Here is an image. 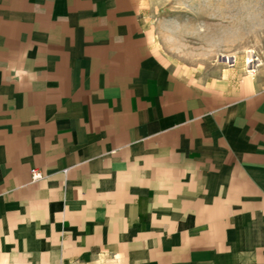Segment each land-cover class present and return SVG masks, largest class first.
<instances>
[{
	"label": "crops",
	"instance_id": "0c3cea01",
	"mask_svg": "<svg viewBox=\"0 0 264 264\" xmlns=\"http://www.w3.org/2000/svg\"><path fill=\"white\" fill-rule=\"evenodd\" d=\"M0 264H264V74L175 68L141 0H0Z\"/></svg>",
	"mask_w": 264,
	"mask_h": 264
},
{
	"label": "rangeland",
	"instance_id": "374dc122",
	"mask_svg": "<svg viewBox=\"0 0 264 264\" xmlns=\"http://www.w3.org/2000/svg\"><path fill=\"white\" fill-rule=\"evenodd\" d=\"M161 54L186 72L233 64L264 74V0H141Z\"/></svg>",
	"mask_w": 264,
	"mask_h": 264
},
{
	"label": "built area",
	"instance_id": "2783aa9c",
	"mask_svg": "<svg viewBox=\"0 0 264 264\" xmlns=\"http://www.w3.org/2000/svg\"><path fill=\"white\" fill-rule=\"evenodd\" d=\"M234 60H231L230 64L233 65ZM31 181H38L43 178L42 173L38 169H32L30 171Z\"/></svg>",
	"mask_w": 264,
	"mask_h": 264
},
{
	"label": "bare ground",
	"instance_id": "6f19581e",
	"mask_svg": "<svg viewBox=\"0 0 264 264\" xmlns=\"http://www.w3.org/2000/svg\"><path fill=\"white\" fill-rule=\"evenodd\" d=\"M231 60V59H230Z\"/></svg>",
	"mask_w": 264,
	"mask_h": 264
}]
</instances>
